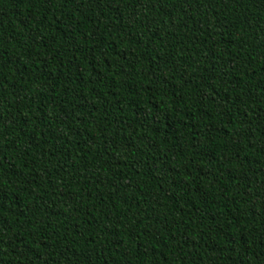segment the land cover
I'll list each match as a JSON object with an SVG mask.
<instances>
[{
    "label": "trees",
    "instance_id": "trees-1",
    "mask_svg": "<svg viewBox=\"0 0 264 264\" xmlns=\"http://www.w3.org/2000/svg\"><path fill=\"white\" fill-rule=\"evenodd\" d=\"M0 264H264V0H0Z\"/></svg>",
    "mask_w": 264,
    "mask_h": 264
}]
</instances>
